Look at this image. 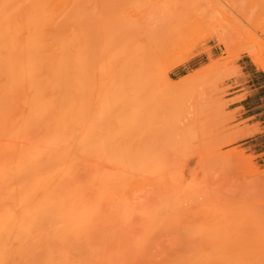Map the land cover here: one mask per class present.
Masks as SVG:
<instances>
[{
  "label": "rangeland",
  "instance_id": "374dc122",
  "mask_svg": "<svg viewBox=\"0 0 264 264\" xmlns=\"http://www.w3.org/2000/svg\"><path fill=\"white\" fill-rule=\"evenodd\" d=\"M148 1H69L75 27L74 81L72 88L75 150L87 151L88 154L86 155L88 156L86 157H88L89 166L108 168L106 169L107 173L108 170L116 171L114 167L117 165L115 166L114 161L119 163L118 166H121L122 161L130 160L132 157L136 160L149 158L153 160L154 164L161 166L158 172H153L154 174L148 177L147 181L139 175V177L135 176L136 178L132 181L130 178L127 179L130 180L131 184L128 183L130 186H125L126 183L123 184V187L127 188H125L126 190L119 189L120 186L117 183L112 185L113 188L108 185L111 190L105 187L109 191L107 192L108 196L105 195L104 201L100 200V202L102 201L101 206L97 203L96 205L100 207V214L104 215L101 216L105 217L106 213V216L110 217L109 219L100 217V219H105V222L109 220L108 223L111 221V225L109 227L102 226L101 229L97 227L98 229L95 231L92 228L95 224H91V228L96 232V235L99 229L100 232L103 231L102 236L99 233L98 238L96 236L92 237V240H94V237L97 238L98 242L94 241V243L103 246L93 247H99L100 249V247L107 246L104 251L102 250L103 254L105 253V256L110 259L111 252L113 254L115 252V254H118L117 257L112 255L111 259L115 261L116 258L131 262L142 259L145 262L149 260L150 262L167 261L172 258L173 260H180L183 259L182 254L187 252L185 251L188 248L187 246L195 243L192 238H196V242H200L201 247L196 243L195 246L198 247L195 248L194 246V248L198 249L200 247L199 260L201 262L202 260L203 262L205 260H212L213 262L215 260L225 262L251 261L253 254L258 253L256 252L258 249L256 238L245 234L242 239H238L234 233H230L231 229L229 227L232 226L231 228L234 229L235 224L239 222V218L230 226H226L227 223H224L217 225V227L216 223H213L216 222L213 217L215 214L209 210L212 214L207 212L210 216L207 215L206 217L205 212L208 209L212 210L210 207L212 199L213 202L216 200L219 203L220 208L221 205L223 208L224 204L222 203H225V201L227 205L231 202L228 206L224 205L223 211L227 209L225 210L226 213L230 208L231 212L237 211L238 214H251V216L264 213V102L259 100L260 96L256 94L254 87L249 88L251 84L248 83L249 77L246 73L248 70H244L241 66L242 63H248L259 75L264 76V71L254 65L251 58L244 53V49L247 47H255L259 43L264 44V33H262L264 32V0H195L194 3H199L201 6L198 14L199 24L187 30L183 36L172 41L166 57L171 61H175L177 58L182 59L180 65L168 71V75L174 83L179 81L181 83H177L176 91L174 93L170 92L171 94L169 92L167 94L163 90L166 87L163 84H159L152 89L137 91L130 98L129 105L126 108L128 112L123 116L125 120L121 123L122 127H119L117 122L105 120L104 118L110 110L107 112L108 105L104 112L101 110L102 103L99 94L101 85L98 80L95 84L92 83V71L97 70L95 63L99 60L101 40H104V37L107 39L108 34L110 36L111 31L118 26V23L122 24L126 19H133L134 15L141 14L142 9L145 11L143 6ZM38 2L40 0H0V4H2L0 5V11L5 14L2 15L4 18L6 12L10 13L8 11L10 8L16 9L15 7L34 5ZM2 7L4 10L7 7L9 9L7 8L4 12V10H1ZM3 18L1 17V19ZM79 21L86 24L85 35H82V38L78 33ZM258 29H261L262 32ZM221 40L227 41L228 46L226 47ZM262 56H264V50H262ZM79 64L81 68L78 67ZM238 106L240 108H237ZM247 110L251 111L246 113ZM251 115L258 116L249 120L245 119ZM119 132H121V141H123L120 144L118 143L120 136H117ZM105 138L108 145H105L104 151L100 149V143ZM116 142L120 145L119 150L121 149L123 152L122 157L119 156V152L115 153L118 149ZM193 149H197L196 152ZM114 150L119 159L114 157ZM188 150H190V153H194L190 155ZM187 152L188 155L185 156ZM113 158H116V160L112 161ZM181 158H184L185 161ZM107 160L111 165L106 162ZM202 161L205 162L204 165L206 166H203ZM143 162H146V160H143ZM200 163L202 168L207 167L206 170L200 167ZM201 170L204 172H200ZM110 173L113 175L115 172L111 171ZM124 191L125 193H121ZM201 191L206 192L207 195L204 192L200 193ZM109 193L112 196L115 193V197L119 194L120 201L118 200L119 196L116 197L117 201L114 196V199L109 196ZM106 198H108V201ZM109 199L113 200L112 203ZM144 201L147 203L146 205ZM150 201L152 202L150 203ZM143 203L145 207L141 206ZM202 203L203 205L204 203L206 205L210 203V208L207 205L206 208L208 209L204 208L206 210L202 211L200 209ZM149 204L151 205L149 206ZM152 205L155 209L151 208ZM163 205L166 207L165 209L162 208ZM214 208L216 209L214 210ZM159 209L167 211H161L165 215L163 217L174 214V216L179 215L180 218V215L182 217L184 215V219L187 220L186 218H188L189 222L195 218V222L192 220L189 223L191 229H187V225L184 229H187V232H185L189 233L185 236L181 233L184 231L182 227L180 228L182 231H178V228H175L177 226H173L174 223L178 224L176 222L178 220H171L173 222L171 223L170 219L165 218L169 220L170 224L168 225V222L166 223L164 219L167 227L164 229L166 235L162 236L163 233L160 232L164 228L162 223H160L159 232L157 231L158 226H156L159 225L156 222L158 221L156 217L159 218L160 216L159 211L157 216L153 214L155 213L154 210ZM146 210L156 219L153 220L156 225L153 223H151L153 227L150 225V231H153L152 228L154 231L147 234L148 236L145 235V230H147V233L149 232L150 223H144L146 221L144 216ZM150 210L154 212L151 213ZM213 210L214 213L218 212L215 206ZM141 213H144L145 218L142 217L144 221L140 220L139 217H135L142 215ZM185 214L189 216L187 217ZM125 215H129V217L134 215L135 220L132 218V223H135L134 226H131V223L130 226L125 224L127 219L129 222L131 221ZM193 215H197L199 218L193 217L190 219ZM228 215L235 214L229 213ZM236 215L234 220L237 218ZM244 216L242 215L240 218L242 221L239 222V227L236 226L244 228L245 232H249L250 226L246 225L243 219ZM163 217H161V221ZM147 220H149L147 222H150L152 219L150 220L147 217ZM185 220H181V222L184 221L182 223L186 224ZM192 222L194 223L192 224ZM208 222L210 225L207 224ZM96 223L98 225L99 221ZM101 223L98 226H101ZM180 225L182 224L180 223ZM94 228L96 227L94 226ZM103 228H111L107 231L113 230L114 237L110 235L111 238L105 239V236L109 237L110 232L104 235ZM211 228L214 237L208 239L207 236V240L205 235ZM231 231L233 232V230ZM94 232L92 231V235ZM122 232L125 235L121 236ZM133 232L134 234L130 235ZM226 232H229V234ZM151 233L153 235H150ZM117 235L120 242L116 238ZM124 236L125 238H123ZM187 237L191 238V243ZM92 240L90 241L91 245L94 244ZM150 243H152V246ZM142 246L144 247L139 248ZM174 246L177 248L173 249ZM202 246L204 247V253L202 252ZM148 247H150V250ZM209 250L210 254H208ZM233 250L234 252H232ZM235 250H238V252H235ZM163 251L166 253L163 254ZM205 251L208 255H205ZM101 253L99 252V254ZM216 253L219 256H215Z\"/></svg>",
  "mask_w": 264,
  "mask_h": 264
},
{
  "label": "bare ground",
  "instance_id": "6f19581e",
  "mask_svg": "<svg viewBox=\"0 0 264 264\" xmlns=\"http://www.w3.org/2000/svg\"><path fill=\"white\" fill-rule=\"evenodd\" d=\"M69 1L40 0L34 5L15 7L16 9L10 8L8 10L10 13L6 12L9 7L5 10L2 7L1 10L7 13L4 18L2 15L5 14L0 11V16L3 18L0 17V264H264V213L251 216V214H238L237 211L234 212L233 210L231 212V208L226 213L225 210L227 209L223 211L224 205H227L225 204L226 201L225 203L221 202L224 205L223 208L221 205L222 210H220L219 203L215 200L217 206L212 199L210 202L209 198L208 200L212 205L210 203L207 205L212 210L206 208V203H204L205 207L202 203L200 209L202 211L208 209L205 212L206 217L207 215L209 217L212 213L215 214L213 217L216 222L213 223H216V226L224 223H227L226 226H230L238 218L241 222V216L245 215L243 219L246 225L250 226L249 232H245L244 228H238L239 222L235 224L234 229L231 228L232 226L229 227L233 232L229 230L238 239H242L245 234L256 238L258 243H256L258 245L256 252L258 253L253 254L251 261L225 262L215 260L213 262L212 260H205L203 262L202 260L201 262L199 260L200 242H196L197 239L192 238L195 241L192 244L191 238H188L189 236L187 238L190 240L191 245L186 248L189 251L183 248L187 252L182 254L183 259L179 258L180 260H173L172 258L167 261L150 262L149 260L145 262L142 259L131 262L116 258L115 261L111 260L112 255L117 257L118 254H115V252L114 254L111 252L110 259L105 256V253L103 254L102 250L104 251L107 246L100 247V249L99 247L95 248L96 246H103L102 244H96L98 242L96 240L97 235L100 233L99 235L102 236L103 234V231L100 232L101 227L111 225V221L108 223L109 220H106L107 222H105L106 217L107 219L110 217L106 216V213L103 217L104 215L100 214L101 211H99V206L104 201L103 198L105 195L108 196L107 192L109 191L105 187L109 188L108 185H110L113 188L112 185L117 183L120 186L119 189H125L126 187H123L124 183H126L125 186L131 184L130 180L127 179L130 178L132 181L138 175L147 181L148 177L154 174L153 172H158L161 166L154 164L153 160L149 158L136 160L133 157L130 160L122 161L121 166H118L119 163L114 160L119 156H123L122 150H119V144L123 142L121 141V132L117 134V136H120L118 138V140L120 139L119 142L117 141L119 144L116 142L118 151H113L116 158H113L112 161H114L115 166L117 165L114 167L116 171L108 170L107 173L106 169L108 168L90 167L88 157H86L88 156L86 155L88 154L87 151L75 150L72 108L75 27ZM194 1L149 0L143 6L145 11L142 9L141 14L134 15L133 19H126L122 24L118 23V26L113 27L114 30L111 31L110 36L108 34L109 38L105 39L104 37V40H101L99 60L95 63L97 70L92 71V83L95 84L98 80L101 85L99 94L102 112L107 109V105V112L110 110L109 114L104 117L105 120L115 121L119 124V127H122L121 123L125 120L123 116L128 112L126 108L129 105L130 98L137 91L152 89L159 84L166 85L163 90L167 94L176 91L177 83L181 82L174 83L170 79L168 71L180 65L182 59L177 58L175 62L166 57L171 42L199 24L198 14L201 6L199 3H194ZM85 29L86 24L79 21L78 33L81 38L82 35H85ZM261 29L258 30L262 32ZM221 41L226 47L228 46L227 41ZM256 46L245 48L244 53L251 58L254 65L264 71V56H262L264 44L259 43ZM78 67L81 68L80 64ZM105 145H108L106 138L101 141L100 149L104 150ZM114 152H119V156ZM188 152L185 156L188 155ZM192 153L189 152L190 155ZM143 160H146V162L142 163ZM203 161V166H206ZM109 165L111 164L109 163ZM205 168L202 169L206 170ZM103 171L106 173H103ZM109 171L115 172V176L113 177L114 174L111 175L112 173ZM109 173L111 176H108ZM109 190L111 189L109 188ZM118 192L120 193L119 190ZM202 192L204 191L200 193ZM121 193H125V191ZM204 193L206 194V192ZM109 194V196H112L111 193ZM114 195L116 194L114 193ZM117 196H119L118 200L120 201V195ZM100 200L102 201L100 202ZM109 200L112 203L113 200ZM144 203L141 206L145 207L147 203L145 205ZM238 203L242 204L241 202ZM209 205L211 206L209 207ZM214 206L218 210L216 213H214L216 208L213 210ZM151 208L155 209L153 205ZM162 208L165 209L166 207L163 205ZM148 210L146 211L148 212ZM154 211L156 214L153 213ZM154 211L151 212L154 216L160 215L159 218L156 217L158 220L156 222L159 225L155 224L153 221L155 218L149 212L148 214L146 212L145 215L144 212L140 216H135L139 217L140 220L146 217V221L143 220L144 223H150L149 232L147 233V230H145V235L154 231L153 228V231H150L151 223L158 226V232L161 226L160 223H162L164 228L161 227L163 229L160 232L163 233L162 236H165L164 229L169 221L165 218L170 219L171 223H173L171 220H178L176 221L178 224L174 223L173 225L177 226L175 228H178V231L181 227L184 230L187 226V229L190 230L189 223L192 220L194 221L195 218L193 217L199 218L197 215H193L190 217V219H193H189V222L188 218L185 220L184 215L183 217L180 215L181 220H185L186 224H183L184 221L182 223L177 214L178 218L174 214L163 217L165 216L162 213L164 210ZM207 212L210 214H207ZM229 213L239 216L236 215L237 218L234 220L235 215L230 216ZM133 216L130 215L131 218L129 215L127 216L131 220L130 222L124 218L127 226L128 224L134 226L135 223H132V220H135V218ZM100 217L105 219L101 220ZM147 217L152 220L147 222L149 221ZM161 217H163L162 221ZM203 218L202 220H204ZM164 219L166 223H164ZM98 221V225L101 223V226L96 225ZM180 223L185 227L183 228ZM91 224L95 225L92 226ZM91 226L95 231H97V227H100L97 235ZM103 229L105 231L104 235L110 232L109 237L105 236V239L114 237L113 230L107 231L111 228ZM187 229L180 231L186 236L189 233H186ZM92 231L94 232L93 235ZM226 233L229 234V232ZM131 234H134V232ZM213 234L212 228L209 229L206 235L204 234L205 239L214 237ZM123 235L125 234L122 232L121 236ZM150 235H153V233ZM93 236L97 238L94 237V240H92ZM116 238L120 242L118 235ZM91 240L93 243L96 241V243L91 245ZM196 243L200 246L198 249H195L198 247L195 246ZM150 244L152 246V243ZM240 245L242 246V244ZM148 248L150 250V247ZM176 248L174 246L173 249ZM202 249L204 253V247ZM164 251L163 254L166 253ZM99 252L102 253L99 254ZM208 252L210 254V250ZM235 252H238V250H235ZM208 254L205 251V255ZM215 256L219 255L216 253ZM200 257L203 258L202 255Z\"/></svg>",
  "mask_w": 264,
  "mask_h": 264
},
{
  "label": "crops",
  "instance_id": "0c3cea01",
  "mask_svg": "<svg viewBox=\"0 0 264 264\" xmlns=\"http://www.w3.org/2000/svg\"><path fill=\"white\" fill-rule=\"evenodd\" d=\"M241 66L243 67L244 70H248L246 71V73L248 74L249 80L248 83H250V87L249 88H255L254 91H256V94H259L260 98L259 100L264 102V76H261L257 73V71L255 69H252L251 65L248 63H242ZM237 108H240L239 106ZM251 110H247L246 113L250 112ZM258 115H251L246 117V120L249 119H253Z\"/></svg>",
  "mask_w": 264,
  "mask_h": 264
}]
</instances>
